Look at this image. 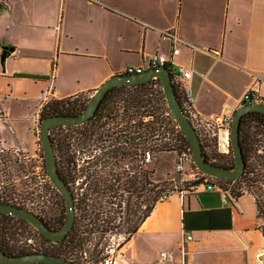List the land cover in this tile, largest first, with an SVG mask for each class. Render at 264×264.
Here are the masks:
<instances>
[{"label":"crops","instance_id":"crops-1","mask_svg":"<svg viewBox=\"0 0 264 264\" xmlns=\"http://www.w3.org/2000/svg\"><path fill=\"white\" fill-rule=\"evenodd\" d=\"M9 2L0 13V108L17 134L49 99L91 96L111 76L158 52L169 54L171 64L194 69L187 86L202 116L233 114L254 73L264 76V0ZM167 30L182 39L174 55ZM5 46L10 49L2 63ZM214 136L218 150L227 153V125L205 132ZM21 143L28 146L26 139ZM186 232L193 239L183 255ZM168 249L175 250V260L160 261V251ZM120 250L122 264H264L256 194L245 190L225 200L201 185L174 192Z\"/></svg>","mask_w":264,"mask_h":264},{"label":"trees","instance_id":"trees-1","mask_svg":"<svg viewBox=\"0 0 264 264\" xmlns=\"http://www.w3.org/2000/svg\"><path fill=\"white\" fill-rule=\"evenodd\" d=\"M5 47H6V52L8 54L9 46H5ZM167 67L171 70L170 65H167ZM18 75L33 77V78L46 77L44 75H37L30 73H19ZM174 86L177 97L182 107L185 110L186 108L183 99L180 95L179 89L177 85L174 84ZM84 95L86 94L80 93L65 98L54 97L49 99L47 102L43 104L40 110L39 113L40 120L52 115L79 114L86 108L88 101L90 99L89 95H86L87 97H82ZM118 101L124 102V105L121 107L123 114L121 118L124 119L125 115L127 116V113L129 111L131 112V114H129V121L127 120L126 123L123 122L118 123L116 136L109 137L111 138V142H112L111 145L114 146L113 148H115V150H122L124 154L129 153L131 156L133 155V151H138L140 161L141 160L144 161L143 160L144 153L146 150H151V152L154 150L157 152L174 151L175 153H180L182 150H186L192 153V148L190 146L189 141L185 137L183 131L179 127L177 121L173 117L168 107L163 86L159 78H154L148 82L135 84V85L114 86L105 94L96 113L92 118L85 121L84 123L77 125H68V126L60 125L53 127L51 129V137L55 149L57 146L56 144L58 137H62L63 148L66 151L65 159L67 160L70 133L66 132L65 134L61 135V131H65V130L69 131L74 126H78L79 128L78 131L82 136L85 137H92L93 135L96 136L95 127L103 117L107 115L112 116V114L114 115L115 108L111 107L112 105L110 104L111 102H118ZM116 115L121 116V113L120 114L116 113L114 116H112V118H115ZM197 132L202 142L203 153L208 161L226 167H233L235 165V159L231 145L227 153H222L217 148L218 145L217 137L215 136L203 137L201 136L198 130ZM95 138L97 140L99 139V137H95ZM100 138L102 139V137ZM240 143L242 146L243 156L246 161V167L244 174L237 179H241V183H244L246 187L250 188L247 183V179L249 177H253L256 183L260 182L261 180L259 173H257L256 163L258 162L262 163L264 161V155L258 153L259 147L261 145L264 146V113L263 112L250 111L242 116L241 126H240ZM24 173L30 174L31 178L33 179L32 177L33 169L31 165H24ZM207 177L215 178L223 188L225 187L222 185V182H231L237 180V179L234 180L221 179L205 173V175L202 178H198L197 180L195 179L193 181H190L189 184L187 183H185V185L172 184L170 186H164V184L161 183L160 181L157 180L152 181L150 179L148 180L145 171L142 170L141 172L140 169V188H141V183H144V181L146 180H148L149 184L153 185V187L150 189L148 210L138 220V222L135 223L134 226L127 231L128 235L125 237V240L120 244L123 245L124 242L128 241L131 238L133 233H135L138 230L140 224L151 213V211L158 202L165 200L163 199L164 194H172L177 191H183L184 189L197 187ZM100 179L97 181V183L92 184L90 186L88 185L84 190L86 191V193L82 194L81 192L77 191L75 188L72 187L70 180L67 178V176L64 177V180L70 186L74 195L76 218L72 230L66 235V237L63 240L52 241L46 238L37 230V228L33 224H31L28 221L30 224V226L28 227V232L33 233L34 231H37L44 237L42 246L46 251L45 253L62 256L76 262L77 264H81L82 259L84 257H87L88 259H96L99 258L105 252L106 250L105 247L108 246V244L101 246V240H98L96 243H94V248L91 252H89L90 251L89 248L86 247L87 243L92 241L93 238L95 237L94 235L95 232L101 231V233L104 234V232L108 230L105 226H103L105 228L102 229L101 225L98 224V222L90 221L87 212V206H89L90 204L92 206L98 205L104 211L107 212L109 211L108 210L109 206L107 207L108 200L106 197L109 188L103 186L102 184H99ZM228 190H230L231 196L233 198L239 196L245 190H249L254 193L252 189H243L240 193H236L231 189ZM33 193L34 191L31 189V185H30L28 186V189L24 191V196L27 199L32 197ZM80 194L83 196L81 197ZM62 202L63 204L61 211H59V214L57 215L55 214L49 215L45 213V211L44 213L42 211L35 212L33 208L28 207V203L26 201H24V203L20 202L19 204L16 205L34 211L44 220V222L50 228L58 229L64 224L67 216L65 200H62ZM113 227H110V230Z\"/></svg>","mask_w":264,"mask_h":264},{"label":"rangeland","instance_id":"rangeland-1","mask_svg":"<svg viewBox=\"0 0 264 264\" xmlns=\"http://www.w3.org/2000/svg\"><path fill=\"white\" fill-rule=\"evenodd\" d=\"M88 95V94H87ZM82 97H87L86 95ZM91 97V96H90ZM111 107H114V115L116 113H121V116H105L103 117L97 126L95 127L96 136H92L93 143H96L98 146H94V149H97V152H94L95 155L101 154V142L111 144V138L116 136L117 125L120 122L126 123L129 121V111L127 116L122 119V106L124 105L123 101L111 102ZM136 119V118H134ZM40 116L34 121L31 126H24L23 132L21 134L14 133L10 127V123L5 119L3 112L0 111V136H6L9 138L18 137L17 141L13 140V148L18 152L24 153V165H31L33 169V179L30 174L24 173V191L28 189V186L31 185V189L34 191L32 197L25 198L24 201L28 203L29 208H33L35 212H43L51 214H59L62 208L63 197L60 192L56 189L54 184L51 182V179L47 173V168L45 167V158L43 154L41 135H40V126H41ZM80 127V126H79ZM78 126H74L69 131H61V135L66 132L70 133V137H85L79 133ZM95 137H99L97 140ZM102 137V139L100 138ZM27 140L28 148L24 147L21 143ZM106 141H102V140ZM22 140V141H21ZM258 153L264 155V146H260ZM176 158V153L174 151H152V159L150 161H140V169L145 171L148 180H157L164 184V186H170L172 184L176 185H185L189 184L190 181L195 180L189 175H181L176 173L174 168V161ZM259 163V162H258ZM257 164V173L261 178L260 182L255 183L254 188L256 190V195L259 204V212L262 217L263 227H264V161ZM99 171V178L101 177V171ZM130 180L131 184L127 186H121L120 188H109L107 193L108 200V212L101 209L98 205L92 206L91 204L87 206L88 217L90 221L98 222L101 225V228L105 227L108 229L104 234L101 231L95 232V237L92 241L88 242L86 247L89 248L91 252L94 248V243L98 240H101V246L108 244L105 247H113L116 250L121 248V242L125 240V237L128 235L127 231L134 226L135 223L147 212L150 189L153 187L152 184H149L148 180L141 183L139 198H137L136 190L133 188L132 184V168L130 169ZM193 179V180H192ZM197 180V179H196ZM188 181V182H187ZM82 180L79 179V184L73 183L75 189L79 192L86 193L85 188L88 185L81 184ZM99 184H104L100 181ZM143 184V185H142ZM222 185L225 188L231 189L236 193H240L243 189H251L245 186L244 183H241V179L231 182H222ZM82 186V188H80ZM77 187V188H76ZM19 197L18 200L21 202V186H18ZM82 197L83 195L80 194ZM89 202V201H88ZM92 202V201H90ZM111 221V223H110ZM105 226V227H103ZM115 226V227H113ZM110 227H113L110 230ZM46 245V244H45ZM100 246V247H101ZM104 249V250H105ZM88 252V254H89ZM79 256V254H78Z\"/></svg>","mask_w":264,"mask_h":264},{"label":"water","instance_id":"water-1","mask_svg":"<svg viewBox=\"0 0 264 264\" xmlns=\"http://www.w3.org/2000/svg\"><path fill=\"white\" fill-rule=\"evenodd\" d=\"M8 49H10V47ZM6 56L7 52L5 47L2 54V63H4ZM154 78H159L162 83L168 107L190 143L196 166L202 172L221 179L234 180L241 177L244 174L246 167V161L240 143L241 119L245 113L250 111H260L264 113V104L246 103L240 105L235 109L232 115L230 145L233 150L235 165L233 167H226L212 163L206 159L203 153L200 136L177 97L169 68L166 65H160L158 67L146 69L141 73H119L111 76L91 95L86 108L79 114L52 115L42 119L40 135L47 172L51 182L64 197L66 204L67 216L64 224L60 228H50L34 211L25 207H20L16 204L0 203V212L11 213L29 221L42 235L52 241L63 240L72 230L75 223V199L70 186L66 183L64 178H62L59 172L55 146L51 137V129L60 125L68 126L81 124L92 118L105 94L114 86L135 85L148 82ZM0 261L3 264H29L34 262L46 264H77L65 257L43 252L29 253L25 255H7L1 248Z\"/></svg>","mask_w":264,"mask_h":264},{"label":"flooded vegetation","instance_id":"flooded-vegetation-1","mask_svg":"<svg viewBox=\"0 0 264 264\" xmlns=\"http://www.w3.org/2000/svg\"><path fill=\"white\" fill-rule=\"evenodd\" d=\"M68 159H65L62 137H58L56 155L59 172L73 183L92 185L100 179L107 188L129 186L130 169L132 168V184L137 198L140 193V158L139 152L124 154L115 150L111 144L101 142V154L95 155L98 146L92 137H69ZM106 141V140H103ZM101 171L99 178L98 170ZM64 176V177H63ZM248 186L256 193L253 177L247 179ZM21 186V203H24V153L13 148L12 138L0 136V203L19 204L18 186ZM77 188V187H76ZM82 188V186H80ZM29 222L11 213L0 212V248L7 255H25L39 253L44 250V237L37 231L28 232ZM0 264H3L0 261ZM29 264H46L34 262Z\"/></svg>","mask_w":264,"mask_h":264},{"label":"built area","instance_id":"built-area-1","mask_svg":"<svg viewBox=\"0 0 264 264\" xmlns=\"http://www.w3.org/2000/svg\"><path fill=\"white\" fill-rule=\"evenodd\" d=\"M9 8H10L9 0H0V13ZM164 35L171 37L174 41V46L171 51V54L174 55L178 53L179 47L177 46V43L182 41L180 36L174 30L164 31ZM160 65L171 66V70L170 69L169 70L172 76V81L175 85H177L179 89L180 95L183 99L186 108L185 112L190 118L196 130L199 131L201 136L205 137V132L209 133V131H211L213 128H216V125L220 127L227 125V127L230 129L232 115H233L232 113H223L219 116L216 115L202 116L196 111L194 107L195 96L191 88L187 86V81L192 77L194 73V69L187 68L183 65H175L173 63L171 64L169 54L162 52L155 53L147 57L145 62L141 65H128L125 68L124 73L127 74L141 73L146 69L158 67ZM263 81H264L263 75L259 73H254L253 83L249 88H247L244 91L240 105L246 103L264 104V91L262 90ZM0 111H2L1 108ZM228 144L230 147V139ZM144 159L145 161H150L152 159L151 150L145 151ZM174 168L176 173L181 175L187 174L194 179L202 178L205 175V173H202L200 169L196 166L192 153L186 150H182L180 153H176ZM200 185L204 186L205 190L207 191H219L225 200L228 197L232 198L230 190L223 188L215 178L207 177L204 179L202 183H200ZM170 195L171 194H164L163 199L165 200L168 199ZM192 239H193V235L191 233L186 232L183 238L182 245L179 249L183 253V255H186V247H185L186 242ZM121 254L122 252L120 248L116 250L115 248L110 246L105 250V252L99 258L88 259L87 257H84L82 259L81 264H122ZM159 260L173 262L175 260V250L168 249V250L160 251Z\"/></svg>","mask_w":264,"mask_h":264}]
</instances>
